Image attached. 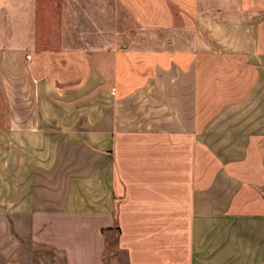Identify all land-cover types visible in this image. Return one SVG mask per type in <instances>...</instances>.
<instances>
[{
    "label": "crops",
    "instance_id": "1",
    "mask_svg": "<svg viewBox=\"0 0 264 264\" xmlns=\"http://www.w3.org/2000/svg\"><path fill=\"white\" fill-rule=\"evenodd\" d=\"M230 10L0 51V264H108L114 230L127 264H264V0Z\"/></svg>",
    "mask_w": 264,
    "mask_h": 264
},
{
    "label": "rangeland",
    "instance_id": "2",
    "mask_svg": "<svg viewBox=\"0 0 264 264\" xmlns=\"http://www.w3.org/2000/svg\"><path fill=\"white\" fill-rule=\"evenodd\" d=\"M237 0H0V51L53 52L59 48H115L136 38V46H155L182 32L181 12L199 6L206 14L230 13ZM232 6V7H231ZM223 7H229L224 8ZM167 20L172 26H155ZM189 34V33H187ZM152 41V43L150 42ZM132 45V44H131ZM164 45V44H162ZM6 103L0 86V127ZM118 230L108 237V264H127L117 243Z\"/></svg>",
    "mask_w": 264,
    "mask_h": 264
}]
</instances>
